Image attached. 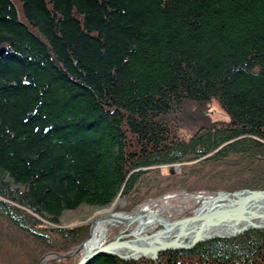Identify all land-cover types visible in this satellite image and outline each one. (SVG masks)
I'll list each match as a JSON object with an SVG mask.
<instances>
[{
	"label": "trees",
	"instance_id": "obj_1",
	"mask_svg": "<svg viewBox=\"0 0 264 264\" xmlns=\"http://www.w3.org/2000/svg\"><path fill=\"white\" fill-rule=\"evenodd\" d=\"M18 1L0 0V249L15 231L42 247L20 264H43L90 235L45 222L119 195L129 213L174 189H264V0ZM212 98L229 122L204 121ZM90 264H264V229Z\"/></svg>",
	"mask_w": 264,
	"mask_h": 264
},
{
	"label": "rangeland",
	"instance_id": "obj_2",
	"mask_svg": "<svg viewBox=\"0 0 264 264\" xmlns=\"http://www.w3.org/2000/svg\"><path fill=\"white\" fill-rule=\"evenodd\" d=\"M14 1L20 7L19 1L18 0H14ZM188 108H190L191 110L192 109L196 110L195 105H190L188 106ZM203 110H204V114L206 115L204 121L207 124L218 123V122H229L231 120V116L220 105L217 98H212L210 101H208V103L205 104ZM186 119L188 118L187 117L185 118L184 123L189 124L190 122L187 121ZM200 125H201L200 123H197L196 127H199ZM179 126L184 127V124L179 123ZM179 133L181 135H188L189 130H187L186 128L183 129L179 128ZM196 162L197 161H190L183 164L182 163L173 164L177 176L184 177L185 171L191 172L190 168L195 166ZM170 168L171 165L159 166L160 179L166 182L171 181V178L167 177ZM194 190L195 191H188L184 188L182 189L180 188V189L169 190L168 192H165L159 196L148 197L142 204H140L136 209L132 210L131 212L141 210L144 207H149L153 212H158L159 214L166 217L170 221L176 220L183 216L195 213L196 196L198 195L211 196L214 194L207 191V189L204 188H197ZM125 204H126V199L121 195H119L116 198L115 203L105 208L110 209L111 207L115 206L116 212H124V210H122L121 208L124 207ZM105 208L83 206L78 208L77 210L66 211L60 217V221L58 224L48 221L45 222V226L50 230H52V233L50 235H53V237L55 236V238L58 237V234L55 235L56 228H62V227L74 228L83 224L88 226V230L90 233L92 224L96 219H99L103 216V214L100 212L104 211ZM136 225L137 224L133 223L130 224L129 226L121 224L118 226L111 227L108 231L106 241L108 242L109 240H112L116 236L121 234L126 235L131 233L132 230L136 227ZM160 228H162V225L147 227V231L144 232V235L154 232ZM5 234L7 239V246L3 249H0V264H20L23 261L30 259L29 255L31 251L40 250L42 248L39 244L36 243L26 242L25 244H22L20 241L19 234L15 231L8 230L5 232ZM78 246L79 245L73 246L72 249L68 251L69 253H73L69 257H67L68 252L54 253L52 251H49L41 256L40 261L43 264H47V262L51 259L60 261L69 258L71 260V264H74L80 258V252L78 251L76 253L74 251L76 248H78Z\"/></svg>",
	"mask_w": 264,
	"mask_h": 264
},
{
	"label": "water",
	"instance_id": "obj_3",
	"mask_svg": "<svg viewBox=\"0 0 264 264\" xmlns=\"http://www.w3.org/2000/svg\"><path fill=\"white\" fill-rule=\"evenodd\" d=\"M4 49L1 50L3 52ZM216 197L225 196L228 197V201L220 208L205 213L199 214L197 212L183 216L173 221H169L167 226L162 225V228L151 232L149 234H145L144 236H133L129 237V234L118 235L114 239L109 240L103 245L97 247L93 251L80 256L78 261L74 264H90L97 256L104 254L116 255L122 259H139L143 257L157 259L159 254L163 251L167 250H176V249H192L196 247L203 241L213 239L216 237L220 238H231L245 233L246 231L252 229H264V209L260 211H255L250 213L248 216H245L244 211L252 205H258L264 207V189H249L244 188L241 190H236L233 192L229 191H219L214 193ZM235 207V208H233ZM193 221L195 236L192 239H188L179 244H172L170 241H161L157 240L153 243L137 245L136 242L141 241L145 238H149L153 235H158L164 232L169 231L173 227L177 225L185 224L186 222ZM225 221H242L244 224L235 229L230 234H207V228L219 222ZM86 241V240H85ZM84 243V242H83ZM82 243V244H83ZM74 251L77 253L79 251V247ZM120 248H128L132 250L136 255L135 256H123L115 251V249ZM153 251L154 255H146L145 251ZM73 253H68L67 257L71 256Z\"/></svg>",
	"mask_w": 264,
	"mask_h": 264
},
{
	"label": "bare ground",
	"instance_id": "obj_4",
	"mask_svg": "<svg viewBox=\"0 0 264 264\" xmlns=\"http://www.w3.org/2000/svg\"><path fill=\"white\" fill-rule=\"evenodd\" d=\"M228 197L215 195L204 196L198 195L195 197L196 200V208L195 212L199 214H205L211 211H214L220 207H222L227 201ZM235 208V207H233ZM263 206L252 205L249 206L245 211L244 215L248 216L250 213L260 210H263ZM103 216L99 219H96L91 226V231L89 238L79 247L80 256L87 254L97 247L106 243V237L108 231L113 226L118 225H126L137 224L136 227L132 230L129 237L133 236H144V232L147 231V227L150 226H159L164 225L167 226L170 220L166 217L162 216L158 212H153L149 207H144L141 210L133 211V212H116L115 206L110 209H105L100 212ZM244 222L240 221H225L219 222L216 224H212L207 228V234H230L235 231L236 228L242 226ZM195 223L193 221L186 222L182 225H177L170 229L167 232L153 235L149 238H145L141 241L136 242L137 245L153 243L157 240L161 241H170L172 244H179L187 239H192L195 236L194 231ZM149 234V233H148ZM116 252L123 256H135L136 254L128 249V248H120L115 249ZM146 255L153 256V251H145Z\"/></svg>",
	"mask_w": 264,
	"mask_h": 264
}]
</instances>
